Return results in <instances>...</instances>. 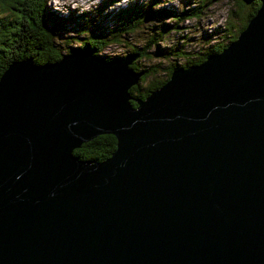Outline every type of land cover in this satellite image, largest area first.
I'll list each match as a JSON object with an SVG mask.
<instances>
[{
  "label": "water",
  "instance_id": "1",
  "mask_svg": "<svg viewBox=\"0 0 264 264\" xmlns=\"http://www.w3.org/2000/svg\"><path fill=\"white\" fill-rule=\"evenodd\" d=\"M133 59L0 75V264H264V0L136 107ZM103 134L108 158L74 154Z\"/></svg>",
  "mask_w": 264,
  "mask_h": 264
},
{
  "label": "trees",
  "instance_id": "2",
  "mask_svg": "<svg viewBox=\"0 0 264 264\" xmlns=\"http://www.w3.org/2000/svg\"><path fill=\"white\" fill-rule=\"evenodd\" d=\"M215 0H185L180 10H173L165 6H158V0H148L140 4L133 3L115 13V22L104 29L101 25L93 29L85 27L93 26L92 18H84V27L88 34L77 48H69L63 52V46L57 40V19L49 13L48 0H0V75L13 62L31 58L35 65L51 64L59 61L65 54L73 50H89L93 55L100 56L104 50L112 44L127 45L128 36H133L140 31L152 19H169V23L150 28L151 36L145 44H129L128 50L122 58L133 57L129 68L140 73L137 84L129 89L132 96L130 102L137 106L135 99H144L152 91L162 86L170 77L172 71L179 68H188L204 62L209 56L220 53L238 34L246 27L250 19L256 14L262 0H232V6L226 18L225 29L218 31L220 40L208 42L195 52H184L181 47L160 45V41L168 34L182 29L184 20L201 19L206 10L212 6ZM99 11L104 10L102 5ZM100 15V12H98ZM82 30V29H81ZM83 31V30H82ZM217 36L210 33L209 38ZM148 39V37H147ZM177 44V41L174 45ZM133 45V46H132ZM155 51V52H154ZM169 56L181 59V63L170 62L167 66L160 63L149 64L152 56ZM106 61L113 60L111 56H101ZM175 60V61H177ZM116 148V137L112 134L98 135L79 148L74 149V154L83 159L102 161L108 158Z\"/></svg>",
  "mask_w": 264,
  "mask_h": 264
},
{
  "label": "rangeland",
  "instance_id": "3",
  "mask_svg": "<svg viewBox=\"0 0 264 264\" xmlns=\"http://www.w3.org/2000/svg\"><path fill=\"white\" fill-rule=\"evenodd\" d=\"M147 1L148 0H48L47 8L49 13L57 19L56 27L61 28L56 29V36L58 37L57 40L64 48L63 52L66 53L69 51V48H77L81 45L85 35L89 32L85 29H93V27L97 25H101L104 29L110 27L115 22L114 17L117 11L127 7L129 4H140ZM158 3L160 4L158 6L180 10L185 4V0H158ZM102 5L105 6L104 10L99 11ZM231 6L232 0H215L212 6L203 14L201 19L184 20L182 29L168 34V36L160 41V45L162 47H170L173 45V47L178 49L181 47L184 52L188 53L198 51V49L208 45V42L220 40L222 36H219L218 31L220 29H225L226 18ZM98 12H100V15ZM84 18H92L93 26L89 27L86 25L85 27L87 28H85ZM169 22V19H152V21H149V24L147 23L144 28L137 31L136 34L127 37L125 40L127 42L126 46L122 44H112L108 46L99 57L111 56L114 59L117 57L122 58L123 54L128 50L129 44L144 45L145 41L149 40L151 37L148 36V33L151 32L150 28L154 26L159 28L162 26V23L165 24ZM214 32L217 33V36L209 38L208 35ZM176 41L177 44L174 45ZM150 56H152V59L145 60V62L148 61L151 65L158 62L162 67L167 66L172 61L178 63L182 61L181 59L177 60L176 57L171 56H169V59L156 57L154 53L150 54Z\"/></svg>",
  "mask_w": 264,
  "mask_h": 264
}]
</instances>
